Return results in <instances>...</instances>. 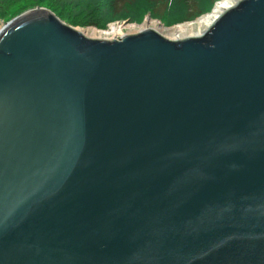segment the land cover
<instances>
[{
	"label": "water",
	"instance_id": "95a60500",
	"mask_svg": "<svg viewBox=\"0 0 264 264\" xmlns=\"http://www.w3.org/2000/svg\"><path fill=\"white\" fill-rule=\"evenodd\" d=\"M0 264H264V0L175 40L4 24Z\"/></svg>",
	"mask_w": 264,
	"mask_h": 264
},
{
	"label": "trees",
	"instance_id": "16d2710c",
	"mask_svg": "<svg viewBox=\"0 0 264 264\" xmlns=\"http://www.w3.org/2000/svg\"><path fill=\"white\" fill-rule=\"evenodd\" d=\"M102 0H0V25H4L12 19L34 9L42 8L54 14L58 19L75 26H89L96 28H104L101 24H106L108 16H129L136 20L142 17L141 12L146 4L150 5L151 15L162 22L167 20V14H170L169 5L170 0H104L108 2L105 13L99 10ZM176 1V0H174ZM184 11L182 18L175 23L180 24L189 22L207 13L208 9L212 7L219 0H178ZM204 2L205 5H202ZM97 5L93 11L90 7ZM169 10V12H168ZM95 18L91 20L90 18ZM80 20V21H78ZM169 20V19H168Z\"/></svg>",
	"mask_w": 264,
	"mask_h": 264
},
{
	"label": "bare ground",
	"instance_id": "6f19581e",
	"mask_svg": "<svg viewBox=\"0 0 264 264\" xmlns=\"http://www.w3.org/2000/svg\"><path fill=\"white\" fill-rule=\"evenodd\" d=\"M239 1L240 0H221L215 5L212 12L208 15H203L198 17V19L183 24H177L173 27H162L160 24L154 22L149 27L145 25H131L128 26V30L129 33H134L142 28L148 27L159 35L166 37L168 40L201 36L210 28L212 19L215 16L223 14L227 8L234 6ZM78 31L89 39H102L103 36H115L116 34L123 35L121 32H116V30L112 27L101 32L93 29Z\"/></svg>",
	"mask_w": 264,
	"mask_h": 264
},
{
	"label": "rangeland",
	"instance_id": "374dc122",
	"mask_svg": "<svg viewBox=\"0 0 264 264\" xmlns=\"http://www.w3.org/2000/svg\"><path fill=\"white\" fill-rule=\"evenodd\" d=\"M221 0H219L218 2H216L212 7H210L208 9V12L207 13H204L202 14L201 16L203 15H208L209 13L212 12L213 8L215 7V5L217 3H219ZM202 5H205L204 2H201ZM100 5H102V8H97L99 10V14L100 16L102 15L101 11H103L105 13V10L108 6V2L107 1H100ZM97 5L95 4V6L93 7H90L88 8L87 10H90L92 8V11L93 9L96 7ZM150 8L151 6L146 4L145 7H143V11L141 12V15L142 17L140 19H136V20H133L131 19V17L129 16H124L123 14H121V16H108L107 15V18L106 20L108 21V23H106L105 25L104 24H101L102 26H105L104 28H96V27H89V26H75V27H72L70 25H68L67 23L63 22L64 24L72 27V28H75L77 30H86V29H93V30H97V31H104L106 29H109V28H114L116 30V32H121V34H126V33H129V30H128V26H131V25H136V26H150L151 24H153L154 22L160 24L162 27H173L174 25H177L175 23H177L179 20V18L181 19L182 18V13L184 11V8L182 7V4H180V2L178 0L174 1V0H170V5H169V10H170V14H167V20L165 22H162V21H159L157 19H155L151 13H150ZM38 9H42V8H38ZM35 10V9H34ZM168 10V12H169ZM32 11V10H31ZM200 16V17H201ZM91 20L95 19V18H90ZM169 19V20H168ZM198 19V17L196 18ZM175 20V23L171 24V22H174ZM80 21V20H78ZM186 23V22H184ZM179 24V23H178ZM180 24H183V23H180ZM3 25H0V28L2 27ZM121 35L119 34H116L115 36H103L102 39H98V40H107V41H111L112 39L113 40H118L119 37ZM163 37V36H162ZM166 38V37H164Z\"/></svg>",
	"mask_w": 264,
	"mask_h": 264
}]
</instances>
